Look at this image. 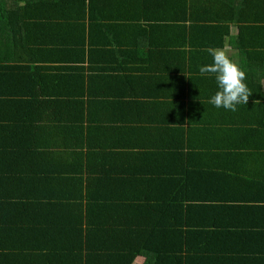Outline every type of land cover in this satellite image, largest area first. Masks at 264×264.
Masks as SVG:
<instances>
[{
    "label": "trees",
    "instance_id": "obj_1",
    "mask_svg": "<svg viewBox=\"0 0 264 264\" xmlns=\"http://www.w3.org/2000/svg\"><path fill=\"white\" fill-rule=\"evenodd\" d=\"M126 12L130 14L128 20L133 23L131 37L123 35L122 26L125 25L118 23ZM55 22L58 25L50 31ZM140 22L146 23L148 30ZM230 26L238 28L236 36L230 35ZM105 30L118 36L120 50L107 48L108 42L107 46L100 48L101 33L105 35ZM147 33L149 39H153L150 49L135 50L129 43L123 45V38L128 37L132 38L135 47L136 39ZM64 38L70 40L69 45L74 39L78 44L75 51L67 50V57L75 55L77 59H85V49L89 46L88 55L92 61L98 60L100 52L104 55L116 52L119 59H125L119 67H97L93 76H98L99 83L106 80L109 71H114L119 73L120 84L143 87L156 78L153 75L156 72L148 74L147 68L137 75L142 66L135 65L133 71L128 70L127 62L133 65L138 58L152 56L156 61L161 58L159 70L166 71L168 78L171 71H175L163 68L170 67L174 55H184L187 46L199 48V51L193 49L190 52V55L195 54L196 61L191 66L199 69L201 65H207L201 62V57L209 56L208 47L224 48L227 43L232 50L227 52L230 59L246 73L245 83L253 93L247 105L239 104L233 112L210 104L208 101L219 90L211 75L207 84L211 81L210 87L200 89L199 94L192 91L194 94H188V102H184L186 89H151V93L156 95L159 92L165 97L166 107L183 116L182 121L163 120L161 124H166L164 127L170 128L168 130L179 128L181 131L187 123L189 127L201 128L205 138H211L208 129L213 137H216L215 130L237 133H231L227 139L235 135L240 144H230L229 148L227 144H210L206 149L196 150L189 145L191 151L186 153V164L182 166L190 167L185 174L188 180H183L186 186L194 185L222 194L219 181L208 173L207 161L220 160L223 153L227 161L264 163V0H0V80L16 88L22 81L30 85L18 91L7 87L0 89V264H133L138 255L147 253L154 256L150 264H187L182 256L183 247L178 244L181 238L186 240L195 235L202 244L220 243L217 233L200 230L203 225L196 223L200 211L217 210L204 206V201H199L203 197L180 196V200L156 204L149 202L151 197L135 196L137 193L130 196L134 186L128 183L127 177L116 173V161L123 155L118 153L119 145L113 144L110 134H106L108 139L99 140V129L105 122L109 123L106 126L115 124L121 129L132 121L139 125V121H131L129 117L144 107L131 105L124 108L118 104L128 103L122 101V93H103L104 96L98 97L108 101L98 112L106 120L89 121V138L82 134L81 129L86 127L74 124L79 132L70 133V139L65 143L56 129L47 132L41 117L44 112L9 98L18 96L22 90L25 94L27 90L33 92L37 89L47 93L46 80L36 83L35 76L25 72L33 63L45 61L34 55L64 53L61 48L64 46L61 39ZM72 46L75 48V44ZM8 56H12V60L13 56H17V60L27 58L18 77L4 62L9 61ZM183 65L181 63L177 69L180 79H184L187 72ZM126 70L132 71L136 77L125 74ZM84 84L83 74L76 86L82 88ZM145 88L142 91L148 96L150 87ZM72 93L71 104L80 97L79 89H73ZM111 94L116 97H108ZM2 95L6 98L3 99ZM257 100L260 103L255 104ZM45 104L50 107L53 102L49 100ZM74 108L79 110V103ZM192 111L205 113L208 118L189 117L185 120L186 113ZM228 112L231 125L224 129L227 121L222 119ZM52 119L55 124L66 122L59 110L48 111L47 120L53 122ZM70 125L67 120V126ZM218 125L222 126L221 129H217ZM105 130L108 131L106 127ZM133 134L136 138L126 135L122 138L137 141L139 137L135 132ZM86 176H94L92 179L96 185L89 198L84 190ZM115 180L118 181L115 183L120 195L118 201L106 196L111 194ZM254 182V187H241L250 202L246 208L252 212L247 218L249 231L256 228L257 217L264 213V170L256 173ZM199 192L201 195L203 190L200 188ZM84 200L88 202L85 204ZM262 222L261 227H264ZM84 224L88 225L86 235ZM52 232L54 236H51ZM159 235L162 237L160 242L154 243ZM252 242L258 245L254 246L253 253H264V228L251 237L247 245ZM261 261L264 264L263 258Z\"/></svg>",
    "mask_w": 264,
    "mask_h": 264
},
{
    "label": "crops",
    "instance_id": "obj_2",
    "mask_svg": "<svg viewBox=\"0 0 264 264\" xmlns=\"http://www.w3.org/2000/svg\"><path fill=\"white\" fill-rule=\"evenodd\" d=\"M128 17H130V14L126 12L125 16L120 17L121 20L118 21V23L125 25L122 26L124 30L123 35L131 37L133 34V30L131 29L133 23L128 20ZM115 24L117 23L115 22ZM56 25H58L57 22L51 26L50 31L54 29ZM140 25L148 30L146 23L140 22ZM237 34L238 28L236 26H230V35L233 37ZM148 35L149 33L145 36H139L136 39L135 47L132 45V38L131 40L128 37L123 38V45H127L129 43V45L135 50L150 49V44L153 39H149ZM101 37L102 44H100V48L108 42V46L106 44L107 48L111 50H120V41L118 40L117 35L109 33L104 35V33H101ZM69 41L70 40H67L66 38L61 39V42L64 45L61 48L64 53H57L58 55L56 54V56L50 54L34 55L37 59L43 58L45 61L33 63L32 67L25 72L33 74V76H35L36 83L40 80H46L47 93H43L37 89V91L33 92L27 90V94H25L24 90H22L18 96H10L9 98L23 101L21 104L31 106L32 108L44 112L41 117L43 125L47 126V132L49 133L56 129L65 143L69 141L70 133L79 132V129L73 127L74 124L80 127H86L81 129L82 134L89 138L90 129L87 127L89 121L91 119L94 121L97 119L106 120L104 115L98 112L101 109V106L105 105V102L108 101L105 99L102 100L98 97L99 95H103V93L108 91H113V93L117 91L116 94L122 93V101L128 103L118 104L124 106V108L131 105L144 107L143 110L139 111L137 114H133L132 117L131 115L129 117L130 120L139 121V125H136L131 120V124H129V122L125 123L121 129L120 126L116 128L115 124L110 125L111 127L106 126L109 123L105 122V125H102V128L99 129L98 133L99 140L108 139L106 134H110L113 144L119 145L118 153L122 154L124 157L122 156L120 157L121 159H117L115 170L116 173H120L121 176L127 177L128 183L134 186L135 189L130 192V196L137 193L135 196L151 197L149 202L156 204L159 201H165V203L167 202L168 204V202L172 200H180V196L182 198L183 196L188 195L200 196L203 197V199H199V201H204V203L200 202L203 203L204 206L217 208V210H215V208H210L209 210L200 211L196 223L199 222L200 225H203L200 230H210L217 233L221 242H205V244H202L200 239L198 240L195 235L188 236L186 240L181 238L178 244H181L183 247L184 253H182V256L187 264H243L247 262V264H263L261 258L264 259V253L252 252L254 250V246H258L256 244L257 242H252L249 245L247 244L251 237H254L258 234V232L260 233L263 230L264 227L261 226L263 223L262 221H264V213L257 217L258 223L256 228L249 231L247 227V218L252 216V212L246 208L250 205V202L246 200V197H244L246 192H241V187H254L255 175L259 170H264V163L262 161L253 160L227 161L225 160L223 153L224 157H220V160L211 159L207 161L208 173H212V177L219 181L218 187L219 189H222V194L218 195L207 188L196 187L194 185L193 187L186 186L183 180L187 178L185 175L187 172L186 169H189L190 167L188 165L185 167L182 166L183 164H186V153L191 151L188 148L193 146L196 150H201L208 148V145L210 144L213 146L227 144V148H229L230 144H240L235 135L233 138L227 139V137L230 138L231 133H237L222 131L224 133L223 134L221 131L215 130L216 137H213L211 130L206 128L208 129L207 133L211 138H205L202 137L203 131L201 128L189 127L187 126V123H184L181 131L179 128H175L177 129L176 131L168 130L170 128L164 127L166 124H161L163 120L169 118L171 120L182 121L183 116L178 114L177 111L171 112V109L165 105V97L160 96L159 92L156 95L155 93H151V89H186L184 102H188V94H194L192 91H195V94H199L202 91L200 89H207V87H210L211 81L207 86L209 75L202 76L199 73V69H195V67L193 68L191 66V63L196 61L194 57L195 54L190 55V52L191 50L193 51V49L199 51V48H190L187 46L184 50V55H181V53L180 55H174L170 67H167L166 65L163 68V70H169L172 68L175 71V73L171 71V76L168 78L166 76V71L159 70V61L161 58H158L157 61L155 57L152 56L145 57L142 60L141 58H138L133 62V65L127 62L128 70H132L135 65L136 67L142 66L141 70L136 72L137 75L142 70L147 68L151 69H148V74L153 71L157 73L153 74L156 75L154 80L151 79L152 81L150 80L149 83L143 84L145 87H150L148 89L149 95L147 96L142 91V89L147 88L141 85L120 84L118 82L120 80L117 78L119 73L117 72L114 73V71H109V75H106V80L102 79L100 83L98 76H93L97 73V67L105 66V68H108L109 66L111 67L114 65L119 67L125 59H119L118 53L111 52L110 55H104L100 52L99 54L101 56H98V60L92 61L88 55L90 53L89 46H86L85 53L87 56L85 59H77L75 55H73L74 57H67V50L73 52L75 51L76 46H78V44L74 42L75 39L74 41L71 40L70 45ZM72 44H75V48ZM224 45L227 52L232 51L231 47H229L227 43ZM34 47L35 45L33 44V48ZM36 49H38V47ZM26 56L25 59L20 58L18 60L16 58L17 56H13V60L12 56H8L9 61H4L5 63H8V67H12L17 77L22 73V67L25 65V60H27ZM202 61L210 64L212 63V57L210 55H202L201 62ZM181 63L185 65L187 71L184 75V79L179 78L180 72L177 70L181 67ZM128 70H126L127 72L125 74L135 76L133 75V70ZM83 74L85 75L84 85L86 87L83 85L82 88H78V85L76 86V82ZM23 83L27 84V86ZM28 84V82L22 81V83L19 82L18 84L19 88H16L14 85H5V83L0 80V89L8 88L9 90L16 89V91H18L23 88L27 89L25 87H29L30 85ZM88 85L90 86L88 87ZM73 89H79L80 97H76L74 102L71 104L69 101H71L73 96ZM136 89L138 90L137 92H135ZM157 95H159V97H157ZM2 97L3 99L6 98L4 95H2ZM108 97L113 98L116 96L111 94ZM49 100L53 102L50 107L45 104ZM77 103H79L80 106L79 110L74 108ZM52 109L55 111L59 110V113L65 116L66 122L63 124H55L54 119H52L53 122L48 121L47 113ZM203 116L208 118V115L205 113L192 111L188 114L186 113L185 120H188L189 117H200L203 119ZM122 117H125V114ZM67 120H70V126H67ZM222 120L227 121V124L224 125V129L227 127L230 128L231 123L229 112ZM222 120L219 119V123H222ZM93 125L94 126L92 127H95V124ZM105 127L108 131L105 130ZM218 127L219 128L217 129H221L222 126L218 125ZM133 132H135L139 137L137 141L134 139H128L136 138ZM125 135L128 136L127 139L122 138V136ZM246 158L248 159V157ZM92 178H94V176L85 177L86 181L84 182V190L86 198H89L90 195L94 193V189L96 187ZM143 179L149 181H144ZM116 182L118 181L115 180L112 183L114 186L111 190V194L108 196L105 193V195L111 200L118 201L120 195L117 193V186L115 185ZM88 185L90 186L87 187ZM172 185H175V188H173ZM200 188L203 190L201 195H199ZM87 202L88 200H84L85 204ZM234 203L241 204L234 205ZM249 212L251 213L250 216ZM219 224L222 226L218 227ZM83 229L86 235L88 225L84 224ZM90 231H92V229L89 230V232ZM51 236H54L53 232ZM156 238L157 240H154V243L160 242L162 237L159 235V237ZM228 238H230L232 242L228 243ZM16 239L17 238L15 237V240ZM162 242H164V240H162ZM21 244L18 246H23ZM223 244H225V246ZM163 246H165V244ZM17 249H19V247ZM150 260H154V256H151L148 253L140 254L135 258L133 264H150Z\"/></svg>",
    "mask_w": 264,
    "mask_h": 264
},
{
    "label": "clouds",
    "instance_id": "obj_3",
    "mask_svg": "<svg viewBox=\"0 0 264 264\" xmlns=\"http://www.w3.org/2000/svg\"><path fill=\"white\" fill-rule=\"evenodd\" d=\"M206 51L212 57V63L201 66L199 73L214 76L219 89L208 102L216 108L233 112L237 110V105H247L253 93L245 83L246 73L230 59L225 48L208 47ZM257 103L260 101H255Z\"/></svg>",
    "mask_w": 264,
    "mask_h": 264
}]
</instances>
